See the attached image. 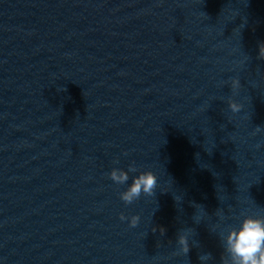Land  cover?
Masks as SVG:
<instances>
[{
  "label": "water",
  "instance_id": "1",
  "mask_svg": "<svg viewBox=\"0 0 264 264\" xmlns=\"http://www.w3.org/2000/svg\"><path fill=\"white\" fill-rule=\"evenodd\" d=\"M189 245L0 185V264H220Z\"/></svg>",
  "mask_w": 264,
  "mask_h": 264
},
{
  "label": "clouds",
  "instance_id": "2",
  "mask_svg": "<svg viewBox=\"0 0 264 264\" xmlns=\"http://www.w3.org/2000/svg\"><path fill=\"white\" fill-rule=\"evenodd\" d=\"M258 58L264 59V43L259 45ZM240 87L238 79H232L231 88L235 90ZM228 106L232 112H239L241 105L229 100ZM264 127L257 126L255 132L259 133ZM255 134V133H254ZM261 145H257L259 148ZM137 168L129 165L127 171L120 168H113L109 178L118 185L126 184L129 181V173H136ZM158 178L152 171H141L132 177L131 184L120 193V199L125 204H131L138 200L141 195L153 196L157 188ZM222 215V214H221ZM120 219L129 220L130 227H136L140 217L133 215L130 218L120 215ZM155 231V228H153ZM163 229L161 232L163 233ZM223 252L220 264H264V215L243 214L239 227H231L226 235L221 234ZM177 243L180 252L184 255L190 250L189 237L186 231L178 234ZM212 258L211 253H205L199 259L206 264Z\"/></svg>",
  "mask_w": 264,
  "mask_h": 264
}]
</instances>
